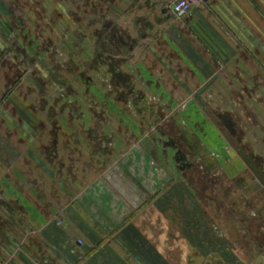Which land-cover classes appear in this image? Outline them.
Segmentation results:
<instances>
[{"label":"crops","instance_id":"obj_1","mask_svg":"<svg viewBox=\"0 0 264 264\" xmlns=\"http://www.w3.org/2000/svg\"><path fill=\"white\" fill-rule=\"evenodd\" d=\"M170 2L90 3L87 26L101 40L118 100L135 104L143 138L151 131L130 141L104 112L85 123L76 104L49 95L54 66L36 56L52 44L49 26L63 27L52 7L64 1L0 0V264H171L178 238L159 199L174 197L178 182L195 191L187 170L204 175L195 157L206 174L221 173L222 230L264 247L256 233L264 231L261 161L248 153L236 115L203 104L207 93L225 104L264 86V0H202L182 20ZM71 21L81 29L87 19L74 11ZM113 134L124 135L119 146ZM179 141L191 154L180 167ZM214 152L221 158L211 161Z\"/></svg>","mask_w":264,"mask_h":264},{"label":"rangeland","instance_id":"obj_2","mask_svg":"<svg viewBox=\"0 0 264 264\" xmlns=\"http://www.w3.org/2000/svg\"><path fill=\"white\" fill-rule=\"evenodd\" d=\"M63 1L64 9L63 7H52L55 11L63 14V18H60L64 20L63 27L57 28L56 32H51L49 26L48 31L52 36L49 41L52 44L49 47L42 45L45 50H41V53L36 56L41 60L45 58L46 62L54 66L53 70L55 71L51 74H53L52 77L55 82L51 81V84L55 86L52 88L54 91L51 92L50 90L49 95L52 94L53 98L56 96L62 98L71 107L76 104L84 113L85 123H88V118L93 116L94 112H104L107 116L108 127H120L119 131L115 129V133H120L121 129L123 132L125 128V138L130 139V141H135L140 136L143 138L141 130L145 125L139 119L130 101L121 102L118 100L120 89L111 70L103 61V57L100 58L98 55V50L103 46H100L101 40H99V36L93 34L96 29L94 27L89 29L87 26L90 23L88 20L95 18L91 13V0ZM74 11L82 19H87L86 24L80 23L82 24L81 29L77 28L78 23L72 24L71 18ZM98 18L101 23H97V27L106 24L103 15ZM109 25L114 26L113 29L115 30L118 22L112 21ZM83 30L88 33H85L86 35L80 34L82 37L79 38V32L81 33ZM124 67L125 72L136 80L138 75L135 71L136 68L130 64ZM57 75H59V82L56 80ZM199 95H201L200 92ZM207 95L211 103L207 104L203 99L205 101L203 104L212 109L215 105L218 112H222L224 109L231 116L236 115V118H233L235 126L242 123L246 134L247 140L245 142L248 146V153L253 154L252 156H256L261 161V166L257 169L259 175L261 174L262 176H260L264 179V86L251 87L247 100L244 97L240 102L231 101L223 104L222 101H218V95L215 92H212L211 95L207 93ZM207 95L205 94V97ZM174 105L176 106V104ZM174 105L171 109L174 108ZM149 133L144 138H150ZM112 136L115 139L112 144L119 146L122 137L117 134ZM178 144L180 147L175 159L180 167L181 162L183 164L185 160L188 161L191 154L184 149L185 147H181V141ZM251 149L252 151H250ZM214 153L218 154L219 157L211 155V153L209 154L211 161L221 158L219 152ZM197 159L195 157L191 160L197 164ZM202 159L204 160V158ZM151 161L153 160L150 159ZM187 171L190 172L191 177L197 176V179L192 181L195 191L192 194L184 192V188L178 182L176 185L178 190L175 189L174 197H161L159 199L160 208L163 211L161 213L162 219L164 222L170 221L172 223L178 238L177 247L175 250L173 248L170 250L171 264L174 263V260H176V264H264V247L259 248L256 244H252L253 241L244 240L241 232L235 236L231 230L226 232L222 230L220 221H223L224 217L222 218V216H224V212L226 215V211H224L226 209L222 206L223 212L216 213L209 204L210 199L217 196L214 188L216 183L205 181L200 174L197 173L196 175L192 168ZM183 178L185 179V177ZM183 182L187 183L186 179ZM216 205L221 207L219 203ZM162 219L161 222H163ZM256 233L258 236L260 233H262V237L264 236V231L260 230L259 232L257 230ZM262 237L260 239H264ZM183 242H186L187 245L183 246ZM250 243L253 246L249 248L248 244L250 245ZM261 243L264 245V240Z\"/></svg>","mask_w":264,"mask_h":264},{"label":"built area","instance_id":"obj_3","mask_svg":"<svg viewBox=\"0 0 264 264\" xmlns=\"http://www.w3.org/2000/svg\"><path fill=\"white\" fill-rule=\"evenodd\" d=\"M200 1L202 0H171L169 4V10L178 20H182L190 13L193 5L199 3ZM211 155L219 157V155L218 154L216 155L215 153H212ZM197 160L201 172L204 175H208L209 177H211V179L207 178L209 182H212V178H216L220 176L221 173L218 171L216 172L214 171L211 174H206L205 165L203 164V159L199 157ZM79 243H82V241L79 240Z\"/></svg>","mask_w":264,"mask_h":264},{"label":"trees","instance_id":"obj_4","mask_svg":"<svg viewBox=\"0 0 264 264\" xmlns=\"http://www.w3.org/2000/svg\"><path fill=\"white\" fill-rule=\"evenodd\" d=\"M202 176H203V178H205V179H206V178L211 179V177H209L208 175H202ZM206 181H207V180H206ZM212 182L215 184V182H214V178H212ZM216 203H219V204L221 205V207H218V206L216 205ZM209 204L213 206V208H214V210L216 211V213H217V212H218V213L223 212V209H222V206H224V205H223V201L220 199V197L218 196V194H217V196H215L213 199H210Z\"/></svg>","mask_w":264,"mask_h":264},{"label":"flooded vegetation","instance_id":"obj_5","mask_svg":"<svg viewBox=\"0 0 264 264\" xmlns=\"http://www.w3.org/2000/svg\"><path fill=\"white\" fill-rule=\"evenodd\" d=\"M132 103V102H131ZM133 104V106H134V108H135V104L134 103H132ZM136 109V108H135Z\"/></svg>","mask_w":264,"mask_h":264}]
</instances>
